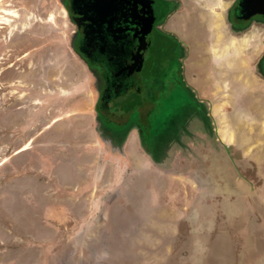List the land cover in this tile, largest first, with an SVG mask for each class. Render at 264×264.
<instances>
[{"label": "rangeland", "instance_id": "obj_1", "mask_svg": "<svg viewBox=\"0 0 264 264\" xmlns=\"http://www.w3.org/2000/svg\"><path fill=\"white\" fill-rule=\"evenodd\" d=\"M75 29L60 0H0V264H264V132L259 145H177L152 165L151 148L165 157L185 115L207 108L186 84L187 46L163 29L145 54L142 93L110 104L131 108L135 123L132 106L150 103L142 175L131 166L119 177L109 170L108 180L74 181L67 145L18 152L34 134L15 125L31 107L26 93L42 79L46 88L65 85ZM111 111L101 109L100 121L115 122Z\"/></svg>", "mask_w": 264, "mask_h": 264}, {"label": "crops", "instance_id": "obj_2", "mask_svg": "<svg viewBox=\"0 0 264 264\" xmlns=\"http://www.w3.org/2000/svg\"><path fill=\"white\" fill-rule=\"evenodd\" d=\"M236 3L237 0H176L160 27L187 46L186 84L193 92V103L199 101L207 108L185 115L187 124L180 128L184 136L179 134L164 144L170 149L165 157L156 156L151 148L156 161L153 166L168 162L177 145H259L257 135L264 132L257 120L264 117L260 116L262 109L258 110L264 107V69L259 66L264 62V21L234 22ZM70 53L71 66L65 72L64 86L46 88L42 79L40 89L26 93L31 107L15 125L24 133L34 134L22 144L28 147L18 152L28 150L29 145H67L71 153L64 152L63 157L65 164L73 167L74 181L108 180L112 169L119 177L131 166L133 173L137 169L142 175L148 155L146 145L150 143V133L146 132L150 126L145 120L149 101L135 109L141 117L138 122H131L133 111L125 110L111 111L117 119L111 125L100 121L96 76L74 51L72 40ZM2 119L1 128L6 126ZM114 148L123 151V156Z\"/></svg>", "mask_w": 264, "mask_h": 264}, {"label": "flooded vegetation", "instance_id": "obj_3", "mask_svg": "<svg viewBox=\"0 0 264 264\" xmlns=\"http://www.w3.org/2000/svg\"><path fill=\"white\" fill-rule=\"evenodd\" d=\"M170 1L172 9L161 18L160 0H155L157 17L153 32L161 29L174 9L176 0ZM237 3L232 11V19L241 23L235 14ZM62 4L76 28L72 36L74 51L96 76L99 85L100 116L101 109L110 112V104L122 95L141 92V78L136 80L131 63L137 50L132 31L133 19L130 15L123 14L124 10L121 11L118 6L105 7L101 2L92 4L85 0H63ZM70 10L75 11L76 19L69 13Z\"/></svg>", "mask_w": 264, "mask_h": 264}, {"label": "water", "instance_id": "obj_4", "mask_svg": "<svg viewBox=\"0 0 264 264\" xmlns=\"http://www.w3.org/2000/svg\"><path fill=\"white\" fill-rule=\"evenodd\" d=\"M88 3L101 2L105 7L118 6L123 14H128L133 19V36L136 41V52L131 60L134 67L136 80L141 78L145 54L151 46L154 22L156 15L155 0H85ZM69 13L76 19L75 11ZM237 20L242 23L253 20L264 21V0H238L235 10Z\"/></svg>", "mask_w": 264, "mask_h": 264}, {"label": "trees", "instance_id": "obj_5", "mask_svg": "<svg viewBox=\"0 0 264 264\" xmlns=\"http://www.w3.org/2000/svg\"><path fill=\"white\" fill-rule=\"evenodd\" d=\"M172 9V2L170 0H160V4H159V10H160V17H164L170 10ZM138 94H141L142 92H136ZM143 101H137V103L135 105H133V109L138 108V106H140L142 104ZM117 110H125V111H129L131 108H126V107H117ZM146 136V135H145Z\"/></svg>", "mask_w": 264, "mask_h": 264}, {"label": "bare ground", "instance_id": "obj_6", "mask_svg": "<svg viewBox=\"0 0 264 264\" xmlns=\"http://www.w3.org/2000/svg\"><path fill=\"white\" fill-rule=\"evenodd\" d=\"M26 147V146H25Z\"/></svg>", "mask_w": 264, "mask_h": 264}]
</instances>
